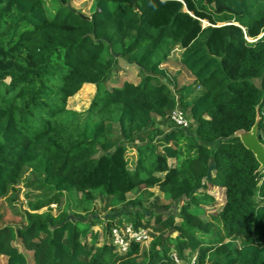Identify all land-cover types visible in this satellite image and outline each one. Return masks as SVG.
Returning a JSON list of instances; mask_svg holds the SVG:
<instances>
[{"label": "trees", "instance_id": "16d2710c", "mask_svg": "<svg viewBox=\"0 0 264 264\" xmlns=\"http://www.w3.org/2000/svg\"><path fill=\"white\" fill-rule=\"evenodd\" d=\"M51 1L53 12L47 0H0V199L30 170L39 180L25 186L47 194L31 209L66 195L69 211L0 221L6 264H178L172 253L186 264H264V170L238 137L220 139L249 129L258 105L264 143V0H92L90 16ZM174 50L199 86L189 105L166 66ZM120 60L136 66L138 82L108 88ZM85 85L95 87L88 106L69 108ZM176 99L187 127L169 119ZM84 112L85 124L69 123ZM207 184L224 200L204 218L215 202ZM151 187L162 196L150 201ZM93 192L133 209L120 214L148 229L147 249L132 241L119 252L67 217L87 218Z\"/></svg>", "mask_w": 264, "mask_h": 264}, {"label": "rangeland", "instance_id": "374dc122", "mask_svg": "<svg viewBox=\"0 0 264 264\" xmlns=\"http://www.w3.org/2000/svg\"><path fill=\"white\" fill-rule=\"evenodd\" d=\"M70 5L80 10L83 14L90 16L92 11V0H70ZM54 3L51 0H47V7L49 11L53 12L52 5ZM51 12V13H52ZM53 14V13H52ZM51 14V15H52ZM202 24L206 25L207 21L202 20ZM114 55H116L120 51V45L116 44L112 47V50ZM180 50H174L171 52L170 60L167 62L166 66L168 67L169 74L174 75L177 77L176 81L179 83V85H185L184 90V97H183V103L186 105L190 104L191 98L195 93L199 91V88L194 83V77L191 76L184 67L181 66V64L178 62ZM139 78V72L136 69V66L128 61L120 60L118 61L112 68L110 74L107 77V80L105 82V86L110 88L114 85H119L125 80H131L135 81ZM95 93V87L92 85H85L82 90L76 94L73 98L69 100L67 105L69 108L76 109V111L82 110V108H86L92 98V96ZM72 119L69 123H72L76 126H81L86 123L88 118V113H82L81 115H74L71 114ZM154 120L158 122V117L154 115ZM163 129L165 127H162ZM135 156V150L133 148H128L126 153V158L128 160L129 165L132 163V159ZM169 165H173L175 163L174 159H168ZM38 176L30 171L25 170L20 178V181L13 185V190H9V192L5 195V198L0 199V221L2 224L6 223H21L25 219L24 213L25 211L29 212H36L41 213L44 211H49L52 215L56 216L59 214L61 210L69 211V201L68 197L66 195L61 196V202L60 206H57L55 204H50L49 206H45L40 208L39 210H33L31 209V205L34 204L38 198H43L47 194L44 193L42 190H36L29 188L25 186V182H38ZM207 189H205V192L209 193L214 197V204L213 206H206V214L204 218H209V214L213 213L217 207L221 205L222 201L224 200V192L223 189L217 186H212V184H207ZM150 190L153 192V195L150 196L149 200H154V195H157L159 197L162 196V193L156 188L151 187ZM202 191V190H201ZM94 200L90 205L89 212L90 214L87 216V218H82L79 216H74L70 212L67 213L68 218H72L73 220H81L88 223H91L90 226V232L93 233L96 232L98 234L97 242L100 244L107 240V237H110L109 233L105 230L104 226L106 222H108L107 218H111V228L116 227L117 229H123L129 223L126 221V216L122 213H128V211L133 209H124L119 208L118 210H114L113 206L107 203L105 199H103L101 196L98 195L97 192H93ZM135 193L129 192L127 193L128 198L134 197ZM78 195L75 196L78 197ZM182 204V201L173 204L170 211H177L178 207ZM136 207V206H135ZM93 219L95 222L93 223ZM148 232V229H147ZM176 233L171 234L173 237ZM88 237L89 234L87 233ZM149 237L145 240L139 241L140 247L142 249H147L149 245V241L151 239V236L148 232ZM18 246V249L23 252L27 257L30 256V251L26 249L21 243H16ZM116 248V247H115ZM117 250V248H116ZM174 259H176V262L178 264H186L179 260L178 257H176L173 253L171 254ZM140 259V258H139ZM195 256L192 258L191 264H195ZM7 257L4 255H0V264H6Z\"/></svg>", "mask_w": 264, "mask_h": 264}, {"label": "built area", "instance_id": "2783aa9c", "mask_svg": "<svg viewBox=\"0 0 264 264\" xmlns=\"http://www.w3.org/2000/svg\"><path fill=\"white\" fill-rule=\"evenodd\" d=\"M169 119L177 127H187L189 124L190 120L186 117V113L183 109L180 108L177 99L173 109L169 113ZM148 237L149 235L146 228L134 229L130 224L123 229H117L116 227L111 228L110 231L111 242L119 252L127 251L130 242L142 241Z\"/></svg>", "mask_w": 264, "mask_h": 264}, {"label": "water", "instance_id": "95a60500", "mask_svg": "<svg viewBox=\"0 0 264 264\" xmlns=\"http://www.w3.org/2000/svg\"><path fill=\"white\" fill-rule=\"evenodd\" d=\"M259 122L260 114L258 111V105H256L255 120L249 129L239 128L236 129L230 136L220 138L224 140L231 137H238L243 146L253 153L255 159L259 163L257 171L264 170V143L259 140L257 135ZM216 142L213 144H216Z\"/></svg>", "mask_w": 264, "mask_h": 264}, {"label": "crops", "instance_id": "0c3cea01", "mask_svg": "<svg viewBox=\"0 0 264 264\" xmlns=\"http://www.w3.org/2000/svg\"><path fill=\"white\" fill-rule=\"evenodd\" d=\"M138 79H139V78H138ZM128 81H131V80H128ZM132 82H135V83H136V82H138V80H135V81H132ZM119 85H120V84H119Z\"/></svg>", "mask_w": 264, "mask_h": 264}, {"label": "clouds", "instance_id": "9594fccd", "mask_svg": "<svg viewBox=\"0 0 264 264\" xmlns=\"http://www.w3.org/2000/svg\"><path fill=\"white\" fill-rule=\"evenodd\" d=\"M147 229V228H146ZM174 254V253H173ZM175 255V254H174ZM174 258V257H173ZM175 261H176V259H175ZM191 264V263H190Z\"/></svg>", "mask_w": 264, "mask_h": 264}]
</instances>
